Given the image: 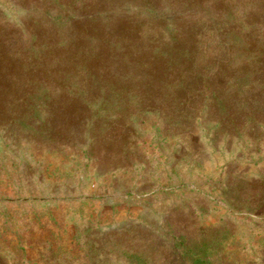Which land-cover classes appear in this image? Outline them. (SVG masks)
Wrapping results in <instances>:
<instances>
[{
	"label": "rangeland",
	"instance_id": "374dc122",
	"mask_svg": "<svg viewBox=\"0 0 264 264\" xmlns=\"http://www.w3.org/2000/svg\"><path fill=\"white\" fill-rule=\"evenodd\" d=\"M59 1L0 0L1 45L71 50L83 23L70 8L54 21ZM113 2L99 27L124 34L118 5L130 1ZM190 85L182 114L134 104L121 120H0V264H187L171 224L204 264H264V107L241 117L221 106L211 96L226 89L220 76ZM50 93L60 101L59 84Z\"/></svg>",
	"mask_w": 264,
	"mask_h": 264
},
{
	"label": "trees",
	"instance_id": "16d2710c",
	"mask_svg": "<svg viewBox=\"0 0 264 264\" xmlns=\"http://www.w3.org/2000/svg\"><path fill=\"white\" fill-rule=\"evenodd\" d=\"M113 1L108 8L102 0L59 1L64 9L55 12L54 21L58 15L66 19L70 8L83 23L71 50L56 41L17 54L0 43V120H33L35 115L41 120L45 113L43 120H91L93 115L121 120L134 104L182 114L195 99L190 84L208 74L226 80L224 93L211 95L221 106L232 104L241 117L245 109L264 107V0H129L126 9L118 5L128 26L124 34L99 27L110 17L104 15L111 13ZM167 5L179 21L176 28ZM94 37L100 40L97 46L81 43ZM57 83L58 102L50 93ZM100 99L106 105L101 115ZM167 226L187 264L206 263L202 247L192 245L178 226Z\"/></svg>",
	"mask_w": 264,
	"mask_h": 264
}]
</instances>
